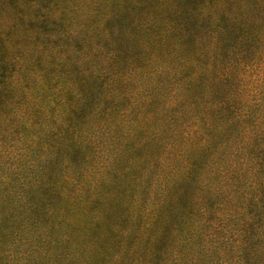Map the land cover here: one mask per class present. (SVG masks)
<instances>
[{
	"label": "trees",
	"instance_id": "trees-1",
	"mask_svg": "<svg viewBox=\"0 0 264 264\" xmlns=\"http://www.w3.org/2000/svg\"><path fill=\"white\" fill-rule=\"evenodd\" d=\"M18 5H11L13 22L29 23L35 42L24 52L7 51L0 34L2 158L38 152L49 161L56 152L62 157L70 141L90 144L98 133L112 137L125 129L137 154L148 147L153 126L173 133L192 119H233L239 131H249L247 114L254 108L249 101L259 94L264 100V75L254 73L264 64V0H92L88 9L97 22L90 17L77 31H70L72 17L66 18L74 9L63 15L54 5L41 7L38 0L25 5L26 12ZM2 12L4 0L0 30ZM18 169L3 171L10 183L0 177V209L5 214L0 222L23 209L30 215L25 219L38 225L40 218L31 216L44 211L48 199L45 194L28 195L31 181L17 188ZM67 209H59L63 215L51 221L53 226L76 223L80 214ZM92 213L115 217L113 210L102 207ZM86 214L82 217L91 213ZM133 219L125 214L126 227L117 241L123 245L128 237L131 245L140 238L149 248L141 253L162 257L165 264L169 251L156 246L159 236L148 241L153 228H135ZM78 231L71 233L72 243L80 237L75 236ZM109 233L102 239L103 258L111 248ZM256 261L264 264L262 258Z\"/></svg>",
	"mask_w": 264,
	"mask_h": 264
},
{
	"label": "rangeland",
	"instance_id": "rangeland-1",
	"mask_svg": "<svg viewBox=\"0 0 264 264\" xmlns=\"http://www.w3.org/2000/svg\"><path fill=\"white\" fill-rule=\"evenodd\" d=\"M33 1L4 0L0 34L7 51L24 52L35 42L28 33L30 24L25 20L15 24L11 17V5L19 3L18 8L26 12L25 5ZM38 1L41 7L54 5L63 15L74 9L76 13L66 17H72L74 29L70 31L80 29L90 17L98 19L88 9L92 0ZM63 26L70 28L67 23ZM254 73L263 76L264 64ZM260 85L263 88L264 82ZM249 102L254 105L247 114L249 131H239L233 119L210 123L192 119L189 126L173 133L153 126L148 147H141L137 154L125 129L112 137L98 133L90 144L80 142L82 139L70 141L62 157L56 152L49 161L38 152L0 157V177L6 183L10 178L4 172L18 167L21 175L15 186L31 181L34 186L28 195L45 194L48 199L45 210L31 216L40 218L38 225L25 219L30 215L23 209L0 222V264H164L162 257L141 253L149 248L140 238L130 245L124 237L126 241L120 245L116 238L125 230V214L134 218L131 224L135 228L146 224L153 228L147 239L159 236L154 243L169 251L165 264H258L256 259L264 260L259 252L264 253L262 94ZM40 121L42 132L45 122ZM0 187L2 191L1 183ZM62 207L80 214L76 225L68 222L71 225L61 229L52 225L56 216L62 217ZM96 207L113 210L115 217L94 215ZM88 212L89 217L83 218L82 213ZM3 213L0 209L4 219ZM73 230L80 236L75 243L70 240ZM105 232H110L111 248L103 258Z\"/></svg>",
	"mask_w": 264,
	"mask_h": 264
}]
</instances>
